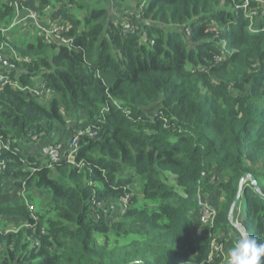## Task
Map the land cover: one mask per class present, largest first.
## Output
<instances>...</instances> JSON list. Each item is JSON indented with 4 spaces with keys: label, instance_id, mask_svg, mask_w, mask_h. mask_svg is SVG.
<instances>
[{
    "label": "trees",
    "instance_id": "1",
    "mask_svg": "<svg viewBox=\"0 0 264 264\" xmlns=\"http://www.w3.org/2000/svg\"><path fill=\"white\" fill-rule=\"evenodd\" d=\"M112 1L141 15L129 16L134 33L124 35L114 17L101 20L107 7L73 11L87 12L89 1L19 0L25 14L51 6L53 17L69 20L71 47L4 33L17 8L0 0L10 76L22 85L42 76L53 92L42 101L0 87V133L13 134L20 155L41 165L31 172L11 151L0 153L5 178L16 183L1 178L0 196L25 182L40 215L21 197L0 200V225L18 227L0 234V264H224L239 229L233 218L264 242V7L250 30L234 0ZM97 118L99 134L80 138L73 161L48 166L32 149L38 140L64 141L71 156L70 138ZM201 189L217 209L213 225L201 221ZM125 195L129 206L116 213L110 204ZM98 233L130 240L105 248ZM214 237L225 250L209 260Z\"/></svg>",
    "mask_w": 264,
    "mask_h": 264
},
{
    "label": "built area",
    "instance_id": "2",
    "mask_svg": "<svg viewBox=\"0 0 264 264\" xmlns=\"http://www.w3.org/2000/svg\"><path fill=\"white\" fill-rule=\"evenodd\" d=\"M233 2L236 3L235 8L239 9L247 18L250 20V30L252 29V26L257 23V19L260 15L261 9L264 7V0H242L241 2H236L234 0ZM12 3L16 6V16L12 20V22L4 27L1 26V29L4 33H9L11 30H15L16 34H20V32L27 29L28 33H36L40 32L39 34L44 35L47 42H62L67 43L71 47H77L74 42V37L70 34H67L66 32L70 29L71 23L69 20L64 19L61 15L57 17H53V8L51 6H48L44 9L43 13L36 11V10H28V13L25 14L23 12V9L19 7V0H12ZM260 6V7H259ZM130 15H136L138 18H141L140 14L138 12H134L133 10H127L126 16L124 18H121V25H122V32L124 35H127L129 33H134L135 28H137L135 22L129 18ZM6 47L4 46L3 49ZM11 52V51H10ZM14 52V51H13ZM9 53L11 56L15 57L17 60H22L21 57L16 55L15 53ZM1 53V52H0ZM231 52H227V54H230ZM5 55L6 59L8 58V54L2 53ZM27 61H31L30 58H26ZM10 61V60H9ZM11 63V61H10ZM10 67H12V63L10 64H4L0 60V87L3 88L5 86H12L18 90L22 91H30L34 93L36 97H38L42 101L49 100V98L53 95V92L46 87V82L42 79V76H38L35 78L34 85H22L17 80L12 78L10 76ZM39 79V80H36ZM42 95H45L42 97ZM106 109V108H105ZM104 109V110H105ZM130 113V111H128ZM157 114L156 112H154ZM152 113L151 116L154 114ZM162 113V112H160ZM162 115V114H161ZM103 119L97 118L96 123L88 124L85 126L84 130H80L78 134H75L73 137L70 138V146L69 148L71 151H75L74 154L71 156H65L64 152L67 150L65 149V142L60 141V143L57 141L56 145H46L42 146L41 153L39 155L40 161H42L43 164H47L48 166L54 165V162L60 161V160H66V161H73L74 155L78 149L79 146V140L84 135H90L95 136L98 135L100 132V125L99 123L102 122ZM17 140L14 137L13 134H3L0 133V153L3 151H11L14 155L19 156L20 160L23 162L24 166L28 168V170H31V172L37 171L41 165H37V163L32 164L31 162H28L25 156L20 155L21 154V146L19 144H16ZM41 157V158H40ZM8 168V162L6 159L0 160V179L3 178V184L13 183L16 184L13 177L5 178L6 177V170ZM215 179V177H213ZM18 193L20 197L24 200L26 205L28 206L31 216L38 220L40 218V215L38 214V209L35 203L31 202L28 197V188L26 186V183L24 182L22 185L17 187ZM207 196L202 195L201 191H199V197H198V204L200 207V218L204 225H213L216 215H217V209L210 203V201L207 199ZM103 205V204H102ZM129 206V195L123 196L118 203H112L110 204V208H113L116 213L121 209L122 211H126V209ZM18 228L13 227H3L0 225V234H6L8 232H17ZM212 246L213 250L210 253L209 260H213V253L215 252H224V248L218 244L217 239L214 237L212 240ZM5 247L3 244L0 243V258L5 253Z\"/></svg>",
    "mask_w": 264,
    "mask_h": 264
},
{
    "label": "rangeland",
    "instance_id": "3",
    "mask_svg": "<svg viewBox=\"0 0 264 264\" xmlns=\"http://www.w3.org/2000/svg\"><path fill=\"white\" fill-rule=\"evenodd\" d=\"M78 1L79 2L83 1V2L87 3V0H78ZM100 1H101V3H98L96 1L93 5H88L87 12L85 11V7H84V11H81V12H80L79 7H75L73 11L75 13H77L79 16L83 17L92 8H95V7H98V8L107 7V9H108L107 14L103 18H101V20H103V21L106 20L108 17H111L112 19L114 17V19H116L117 21H120L121 18H124L126 16L127 11L120 10L118 5H116V1H112V0H100ZM107 3H108V5H107ZM127 10H129V9H127ZM39 33L40 32H36V33H33V34L28 33V34H31V35H27V29H25L24 31L20 32L19 35L22 36L21 38L30 39V37L38 35ZM19 35H16V37L19 38ZM135 186L138 187L139 184H137V183L133 184V187H135ZM19 197H20V195L18 193V190L15 189V188H12V189L9 190V192L6 191L4 194H2L0 196V200L5 202V203H11V202H15L16 199H20ZM243 200L244 199L242 198L240 203H241V206H242L243 215H246V209H245V204H244ZM235 223H236V221H235ZM238 224H239V222H238ZM9 225H11V224H9ZM235 225L238 227L237 223ZM10 227L18 228V227L13 226V225H11ZM238 230L242 231L241 229H238ZM232 232L234 233V231H232ZM246 232L251 235V230L248 227H246ZM234 235L236 236V235H238V233L236 232ZM221 236L224 237V235H221ZM235 236H232V238L227 239L228 242H226V248L228 247L227 243H229V247L232 246V242H233ZM96 238H97V244L99 246H102V247H105V248L116 246V245H118L120 243H125V242L130 240V237L123 238V237H120V236H116L113 233H110L108 238L103 236V235H100L98 233V234H96ZM216 239H217L218 244H220L224 248V244L219 241L218 237H216ZM224 250H225V248H224Z\"/></svg>",
    "mask_w": 264,
    "mask_h": 264
},
{
    "label": "clouds",
    "instance_id": "4",
    "mask_svg": "<svg viewBox=\"0 0 264 264\" xmlns=\"http://www.w3.org/2000/svg\"><path fill=\"white\" fill-rule=\"evenodd\" d=\"M212 182H215L213 178ZM200 191L202 193V189ZM233 221L242 231L237 230L238 235L235 236L232 246L227 249L225 264H264L262 259L264 258V242L248 234L246 228L237 219L233 218Z\"/></svg>",
    "mask_w": 264,
    "mask_h": 264
},
{
    "label": "water",
    "instance_id": "5",
    "mask_svg": "<svg viewBox=\"0 0 264 264\" xmlns=\"http://www.w3.org/2000/svg\"><path fill=\"white\" fill-rule=\"evenodd\" d=\"M144 37L146 38L147 35L144 34ZM0 60L4 63V64H11L10 61L8 59H6L5 55L0 53ZM250 178L252 179V183L257 187H258V183L254 177V175H250ZM244 178L240 181V185H239V190H238V193L236 195V198L234 200V203H233V206L237 203V201L239 200L240 196L242 195V192H243V188H244ZM232 206V207H233ZM234 223V221H232ZM225 264V263H224Z\"/></svg>",
    "mask_w": 264,
    "mask_h": 264
},
{
    "label": "crops",
    "instance_id": "6",
    "mask_svg": "<svg viewBox=\"0 0 264 264\" xmlns=\"http://www.w3.org/2000/svg\"><path fill=\"white\" fill-rule=\"evenodd\" d=\"M87 1H89V3L91 4V5H93L96 1H98V0H87ZM107 5H108V3H107ZM106 5V6H107ZM78 7V6H77ZM82 10H80V12H81ZM27 35H29V34H27ZM36 80H39V79H36ZM62 135H63V132H62ZM40 142H41V140H38L37 142H35V144H34V146H33V150H35V151H41V149H42V147H39V144H40ZM43 143V142H42Z\"/></svg>",
    "mask_w": 264,
    "mask_h": 264
}]
</instances>
